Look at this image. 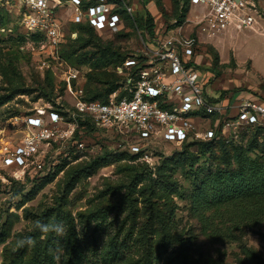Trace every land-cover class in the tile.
Here are the masks:
<instances>
[{
    "label": "rangeland",
    "instance_id": "374dc122",
    "mask_svg": "<svg viewBox=\"0 0 264 264\" xmlns=\"http://www.w3.org/2000/svg\"><path fill=\"white\" fill-rule=\"evenodd\" d=\"M177 1L182 5L185 0ZM131 2L134 15L145 13L144 3L152 14L157 13V3L168 16L172 13V0ZM255 4L253 27L198 38V61L205 70L212 69L206 86L210 95L245 93L264 102V4ZM198 13L193 11L177 32H170L176 21L163 17L154 37L131 26L127 18L115 31L97 32L112 55L111 63L98 69L93 64L100 51L80 57L91 47L68 59L63 56L78 37L75 24L83 21L72 6L59 12L64 36L52 54L23 27L20 4L0 0V150L20 142L29 115L46 117L49 110H58L72 125L66 128L73 130L69 140L53 143L40 159L41 167H0V264H31L33 257L40 264H68L72 237L83 251L80 264H264V210L259 219L232 231L220 230L219 220L202 222L191 211L193 174L215 163L212 152L203 154L195 139L181 145L162 141L135 155L129 144L138 140L136 136L99 129L77 116L71 105L74 93L85 92L94 71L116 74L121 94L127 87L123 79L138 74L125 66L123 56L141 61L160 39L197 36ZM231 134L227 145L242 148L249 157L262 155L264 128L242 124ZM213 150L223 155L219 145ZM36 220L63 221L68 234L54 244L53 234L33 230ZM217 226L220 232L215 235ZM27 235L35 238V246L18 247L17 241Z\"/></svg>",
    "mask_w": 264,
    "mask_h": 264
},
{
    "label": "built area",
    "instance_id": "2783aa9c",
    "mask_svg": "<svg viewBox=\"0 0 264 264\" xmlns=\"http://www.w3.org/2000/svg\"><path fill=\"white\" fill-rule=\"evenodd\" d=\"M20 4L22 24L27 33L39 34L43 47L55 54L63 42L60 10L72 6L79 21H87L99 31H115L123 21L120 10L134 15L128 0H16ZM201 7L195 24L197 36L175 41H157L158 47L145 54V66L139 70L129 95L118 99L112 93L107 102L86 100L83 89L74 93L71 105L77 116L88 118L97 128L117 135L136 136L129 144L132 153H144L162 141L181 145L188 139L208 141L219 135L231 137L242 125L264 124V102L245 93L215 97L206 86L207 74L198 61V38L214 39L232 26L253 27L255 0H190ZM138 64L127 59L125 66ZM220 119L214 126L207 117ZM199 119V120H197ZM64 113L52 109L46 117L29 115L23 120V137L15 145L0 150V167L35 169L53 143L70 139L73 130ZM81 147L84 144L80 143ZM45 148V149H44Z\"/></svg>",
    "mask_w": 264,
    "mask_h": 264
},
{
    "label": "trees",
    "instance_id": "16d2710c",
    "mask_svg": "<svg viewBox=\"0 0 264 264\" xmlns=\"http://www.w3.org/2000/svg\"><path fill=\"white\" fill-rule=\"evenodd\" d=\"M128 2L132 4L131 0H128ZM190 6V0L183 1L182 5L181 1L172 0V13L170 17L163 10L162 4L157 3L158 9L166 21L172 19L176 21L173 25L174 27L181 26L184 23ZM143 7L145 13L132 16L120 10L122 19L124 21V19L127 18L131 26L147 30L148 33L154 37L156 34L154 15L147 9L146 3H144ZM75 26L78 31V37L67 46L68 53L63 56L68 59L75 56L78 51L91 47V50L82 51L80 57L83 56L86 58L88 53L95 54L100 51V59L97 62L95 61L93 65L98 66V69L102 68L104 65H109L112 60V55L108 53V45L105 46L97 35V32L104 31L95 29L87 21L79 22L75 24ZM32 37L36 41L41 40L39 34H33ZM126 58L131 59L130 57L128 58L127 55H124L123 60ZM136 60H138V64L131 68L137 70L139 73V70L145 66L146 58L144 57L141 61L139 59ZM101 62L105 64H101ZM206 70L212 71L210 68ZM89 78L90 80L84 92L86 100L89 101L98 100L107 102L110 95L122 87V85L119 84L120 78L114 73L107 74L106 71H94ZM127 79L128 78L123 79V82H126ZM137 79L138 76L133 79L134 81L132 80L130 82L129 86H132ZM94 83H96V85H93ZM126 95H129L127 89L121 91V94L119 93L118 99ZM222 98L221 96V99ZM207 118L210 119L211 126H214L216 121L220 119V128L226 120L224 117H218L216 115ZM82 125H86V123H82ZM255 125L264 128V124ZM227 139L229 138H225L218 133L217 137L212 140H197L196 143L202 149L203 154L212 152L216 161L207 168L198 167L195 170L193 174V188L192 192L189 194V199L191 211L199 220L202 222L210 220V224H214V220H219V225L221 226L219 227L220 230L226 229L227 231H232L234 229H239L244 224L259 219L262 215L261 212L264 210V150H262V155L260 156L249 157L242 148L230 147L227 145ZM191 140L195 141V139H188L183 144ZM216 145L221 147L222 156H218L214 153L213 146ZM134 154L138 155L139 153ZM232 159H234L235 164L232 163ZM195 162L196 160H193L191 165L195 164ZM219 228L218 226L216 227V232L214 231L215 235L220 232ZM68 254L71 255L68 264H80L84 262L82 258L83 251L80 245L76 243L74 237L71 238L70 251L68 250ZM31 264H40L38 258L33 257L31 259Z\"/></svg>",
    "mask_w": 264,
    "mask_h": 264
},
{
    "label": "clouds",
    "instance_id": "9594fccd",
    "mask_svg": "<svg viewBox=\"0 0 264 264\" xmlns=\"http://www.w3.org/2000/svg\"><path fill=\"white\" fill-rule=\"evenodd\" d=\"M33 230H38L42 234L51 233L56 238L53 243L59 245L61 241L67 236L68 229L63 221H50L48 223H44L40 220L34 221ZM36 244V240L33 236L27 235L17 241V246L20 248L24 247H34ZM50 252L59 251V249H49ZM54 258L56 260L60 259L59 255H55Z\"/></svg>",
    "mask_w": 264,
    "mask_h": 264
},
{
    "label": "crops",
    "instance_id": "0c3cea01",
    "mask_svg": "<svg viewBox=\"0 0 264 264\" xmlns=\"http://www.w3.org/2000/svg\"><path fill=\"white\" fill-rule=\"evenodd\" d=\"M261 2H263V4H264V0H261ZM192 7V10L190 11V13H189V15L187 16V22L189 21V19L191 18L190 17V14L193 12V11H200V13H201V7H198V6H191ZM199 14V13H198ZM153 15H154V18H155V22H156V32H157V30H159V28H157V24H161V20L163 19V16H162V13L160 12V10L158 9V7H157V13L155 14V13H153ZM184 23H185V21H184ZM183 23V24H184ZM181 25V26H177L176 27V29H174V30H171L170 32H177L179 29L181 30V29H183L185 26L184 25ZM232 27H235V26H232ZM231 27V28H232ZM158 34V33H157ZM172 34H174V33H172ZM173 36V35H172ZM161 40V39H160Z\"/></svg>",
    "mask_w": 264,
    "mask_h": 264
}]
</instances>
